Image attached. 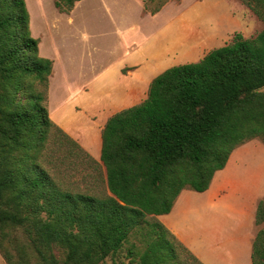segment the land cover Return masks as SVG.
<instances>
[{"label":"trees","instance_id":"obj_1","mask_svg":"<svg viewBox=\"0 0 264 264\" xmlns=\"http://www.w3.org/2000/svg\"><path fill=\"white\" fill-rule=\"evenodd\" d=\"M78 1L54 4L69 13ZM167 2L144 10L154 15ZM245 2L264 22V0ZM39 43L26 0H0V249L7 260L6 242L20 230L42 264H101L126 244L132 264H204L157 216L170 213L183 189L206 191L235 148L264 138V29L254 37L236 32L199 61L167 68L140 103L111 115L102 130L103 187L95 192L73 191L51 172L58 151L93 158L49 117L54 61ZM255 222H264V201ZM252 263L264 264V227Z\"/></svg>","mask_w":264,"mask_h":264},{"label":"crops","instance_id":"obj_2","mask_svg":"<svg viewBox=\"0 0 264 264\" xmlns=\"http://www.w3.org/2000/svg\"><path fill=\"white\" fill-rule=\"evenodd\" d=\"M170 3L173 2H167L159 12ZM176 4L175 13L149 34L148 53H135L129 61L136 74H120L123 79L118 82L117 94L110 87L104 99H80L82 104L76 97H65L55 107L48 106L51 120L76 139L92 158L100 160L102 130L109 117L140 103L154 77L173 65L199 61L241 30L242 22L231 0H180ZM51 59L53 74L57 63ZM101 72L80 95L94 96L96 89L110 86L104 81L108 72ZM68 95L71 96L67 91ZM49 99L50 84L48 102ZM230 158L215 173L206 191L183 189L170 213L157 216L204 264H253L257 202L263 197L264 188L245 190L234 185L235 179L227 170Z\"/></svg>","mask_w":264,"mask_h":264},{"label":"rangeland","instance_id":"obj_3","mask_svg":"<svg viewBox=\"0 0 264 264\" xmlns=\"http://www.w3.org/2000/svg\"><path fill=\"white\" fill-rule=\"evenodd\" d=\"M26 1L32 34L40 40V54L56 59L48 102V106L55 107L65 97H76L82 104L84 102L80 99H104L110 87L112 93L117 94L118 82L123 79L120 74H136V68L129 65V61L135 53L141 56L148 53L151 43L146 41L149 34L175 13L176 3L180 0H82L69 13L60 12L54 0ZM165 1L173 3L156 15L144 10V3L153 9ZM231 1L242 22L241 30L237 32L254 37L264 29V22L245 0ZM100 72H108L104 81L110 86L96 89L94 96L80 95ZM67 91L71 96H66ZM51 159V172H59L69 189L95 192L103 187L99 159L77 156L65 159L64 151H58ZM227 170L235 179L234 185L240 189L258 191L264 188V138H251L235 148ZM260 201H264V195L257 206ZM262 227L264 222L256 224L255 236ZM13 235L16 240L6 242L11 263L0 249V264H42L27 246L24 233L18 230ZM132 240L138 250L143 249L139 238ZM128 247L126 244L119 253L108 256L101 264H132ZM54 254L60 260L65 257L58 246L54 248Z\"/></svg>","mask_w":264,"mask_h":264}]
</instances>
